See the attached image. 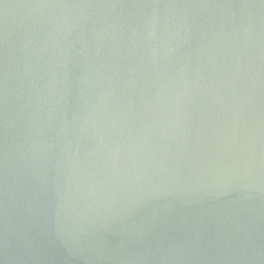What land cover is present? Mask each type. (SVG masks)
I'll return each mask as SVG.
<instances>
[{
  "label": "water",
  "instance_id": "95a60500",
  "mask_svg": "<svg viewBox=\"0 0 264 264\" xmlns=\"http://www.w3.org/2000/svg\"><path fill=\"white\" fill-rule=\"evenodd\" d=\"M0 264H264V0H0Z\"/></svg>",
  "mask_w": 264,
  "mask_h": 264
}]
</instances>
